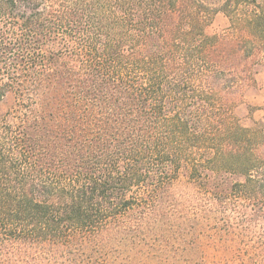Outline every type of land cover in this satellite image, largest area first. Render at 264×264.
<instances>
[{
    "label": "trees",
    "instance_id": "trees-1",
    "mask_svg": "<svg viewBox=\"0 0 264 264\" xmlns=\"http://www.w3.org/2000/svg\"><path fill=\"white\" fill-rule=\"evenodd\" d=\"M210 1L0 0V264L163 238L180 175L193 264H264V124L226 98L264 60V0Z\"/></svg>",
    "mask_w": 264,
    "mask_h": 264
},
{
    "label": "rangeland",
    "instance_id": "rangeland-1",
    "mask_svg": "<svg viewBox=\"0 0 264 264\" xmlns=\"http://www.w3.org/2000/svg\"><path fill=\"white\" fill-rule=\"evenodd\" d=\"M222 1L210 2L218 6ZM207 32L209 35H228L227 17L222 12L215 13ZM261 56L263 57L262 53L255 54L247 60L246 64L251 69L250 75L244 78L236 91L226 94V98L234 103L233 116L240 126L246 128L253 127L255 123L264 124V60ZM167 195L172 203L169 209L171 214L168 217L171 223L166 225L169 231L165 230L166 235L163 238L159 236L149 239L138 236L120 241L112 234L107 238V234L103 233L94 241V245L76 253L68 250L49 258L31 256L13 264H193L197 259L199 260L201 254L188 243L194 241L195 224L192 218L194 215H201L198 209L201 203H197V193L191 185H188L185 175H180L179 181ZM202 221V227L198 229L201 232L198 242H202L203 236L208 232L206 230L208 225L214 224V221L204 219ZM183 230L190 231L192 239L189 233L182 238L177 235ZM177 237L181 238L180 245L175 243ZM204 253L208 255L209 251L204 248Z\"/></svg>",
    "mask_w": 264,
    "mask_h": 264
}]
</instances>
